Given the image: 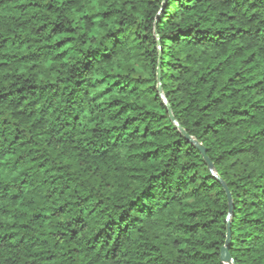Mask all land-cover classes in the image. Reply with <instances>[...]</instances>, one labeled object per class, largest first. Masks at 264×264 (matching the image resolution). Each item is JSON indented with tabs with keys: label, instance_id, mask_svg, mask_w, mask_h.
I'll use <instances>...</instances> for the list:
<instances>
[{
	"label": "trees",
	"instance_id": "obj_1",
	"mask_svg": "<svg viewBox=\"0 0 264 264\" xmlns=\"http://www.w3.org/2000/svg\"><path fill=\"white\" fill-rule=\"evenodd\" d=\"M186 135L264 264V0H0V264H227Z\"/></svg>",
	"mask_w": 264,
	"mask_h": 264
},
{
	"label": "water",
	"instance_id": "obj_2",
	"mask_svg": "<svg viewBox=\"0 0 264 264\" xmlns=\"http://www.w3.org/2000/svg\"><path fill=\"white\" fill-rule=\"evenodd\" d=\"M158 40H159V37H158ZM159 44H160V40H159ZM158 91L160 93V96L162 97V99L164 100V102L166 103L167 107H168V110L169 112L171 113V108L167 102V98L163 92V88H162V79H161V71L159 69V73H158ZM171 118L172 120L176 123V125H178V123L176 122L174 116L172 115L171 113ZM183 133H185L184 130H182ZM187 136V135H186ZM187 138L192 141L201 151V153L203 154L204 158H205V161L207 162V165L210 169V171L212 172V174L214 175V177H216L220 182L221 184L223 185L226 193H227V197H228V201H229V206H230V212H229V216L227 218V221H228V233H227V240H226V245L222 248V251H221V258H222V261L227 263V264H236L234 262V260L232 259V257L230 256L229 254V245H230V241H231V228H230V219H231V216L233 214V199H232V195L226 185V183L220 178V176L218 175V173L216 172L215 170V167H214V164L211 162V160L208 158L207 154H206V150L205 148L199 144L196 140L190 138L189 136H187Z\"/></svg>",
	"mask_w": 264,
	"mask_h": 264
}]
</instances>
